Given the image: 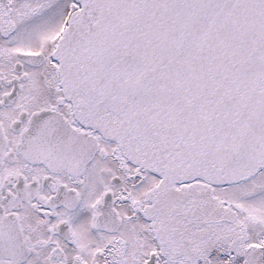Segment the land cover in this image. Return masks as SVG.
<instances>
[{"label":"snow or ice","instance_id":"snow-or-ice-1","mask_svg":"<svg viewBox=\"0 0 264 264\" xmlns=\"http://www.w3.org/2000/svg\"><path fill=\"white\" fill-rule=\"evenodd\" d=\"M0 264H264V0H0Z\"/></svg>","mask_w":264,"mask_h":264}]
</instances>
